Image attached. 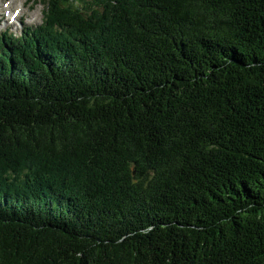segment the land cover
<instances>
[{
  "label": "trees",
  "instance_id": "trees-1",
  "mask_svg": "<svg viewBox=\"0 0 264 264\" xmlns=\"http://www.w3.org/2000/svg\"><path fill=\"white\" fill-rule=\"evenodd\" d=\"M29 1L0 264H264V0Z\"/></svg>",
  "mask_w": 264,
  "mask_h": 264
},
{
  "label": "rangeland",
  "instance_id": "rangeland-1",
  "mask_svg": "<svg viewBox=\"0 0 264 264\" xmlns=\"http://www.w3.org/2000/svg\"><path fill=\"white\" fill-rule=\"evenodd\" d=\"M88 2L92 5L95 4L93 0H88ZM72 4L76 5V2ZM0 8V37L2 38V34L6 31L13 35L14 39L20 38L29 33L31 28L40 26L43 22L45 8L43 5H37L34 1L6 0ZM15 17H23L22 23L20 20H14ZM10 20L11 22H9Z\"/></svg>",
  "mask_w": 264,
  "mask_h": 264
},
{
  "label": "bare ground",
  "instance_id": "bare-ground-1",
  "mask_svg": "<svg viewBox=\"0 0 264 264\" xmlns=\"http://www.w3.org/2000/svg\"><path fill=\"white\" fill-rule=\"evenodd\" d=\"M4 1H5V0H4ZM4 1L0 0V7H1V4H3ZM12 3H13V2H12ZM0 9H1V8H0ZM9 22H11V20H10Z\"/></svg>",
  "mask_w": 264,
  "mask_h": 264
}]
</instances>
